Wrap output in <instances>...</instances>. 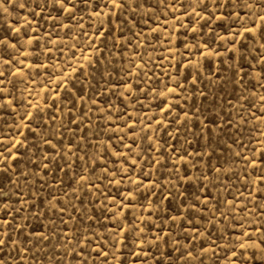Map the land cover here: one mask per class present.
<instances>
[{"label":"rangeland","instance_id":"374dc122","mask_svg":"<svg viewBox=\"0 0 264 264\" xmlns=\"http://www.w3.org/2000/svg\"><path fill=\"white\" fill-rule=\"evenodd\" d=\"M262 17L0 2V264H264Z\"/></svg>","mask_w":264,"mask_h":264},{"label":"snow or ice","instance_id":"6c2138e0","mask_svg":"<svg viewBox=\"0 0 264 264\" xmlns=\"http://www.w3.org/2000/svg\"><path fill=\"white\" fill-rule=\"evenodd\" d=\"M0 2H3V0H0ZM59 3L64 4L67 2V0H58ZM262 19H264V17H262ZM247 31V30H246ZM3 73H0V76H2ZM45 167H47V165H45ZM4 241L0 240V245H3Z\"/></svg>","mask_w":264,"mask_h":264}]
</instances>
